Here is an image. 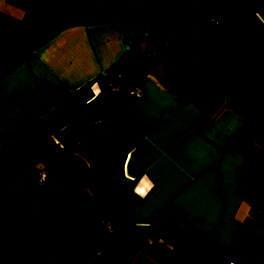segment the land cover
<instances>
[{"label": "crops", "instance_id": "0c3cea01", "mask_svg": "<svg viewBox=\"0 0 264 264\" xmlns=\"http://www.w3.org/2000/svg\"><path fill=\"white\" fill-rule=\"evenodd\" d=\"M41 4L0 0V264H71L100 215L91 264H264V0H62L55 31ZM85 82L95 140L74 114L28 150L24 118ZM95 152L123 177L90 175Z\"/></svg>", "mask_w": 264, "mask_h": 264}, {"label": "trees", "instance_id": "16d2710c", "mask_svg": "<svg viewBox=\"0 0 264 264\" xmlns=\"http://www.w3.org/2000/svg\"><path fill=\"white\" fill-rule=\"evenodd\" d=\"M103 4H110L120 0H100ZM191 2H196L199 0H188ZM62 0H42L41 9L38 17V22L42 25L49 27L55 31L58 26V17L61 8ZM213 23H206L200 27L190 29L189 32H214L215 30H211V26ZM142 70L140 65H137V71ZM165 72L162 74V79L165 81ZM91 95L90 85L88 82H85L78 86L77 88L70 91L65 97L60 98L43 116H26L23 120L24 131L20 134V138L22 139L23 145L29 150H32L27 142L26 133L30 134V136H36L41 133H52L62 127L74 114H80L77 110L76 105L68 100L71 99H79V100H87ZM81 117L88 123V126L91 130V134L95 140L96 136V121H94V114L83 115L80 114ZM2 120L0 119V124ZM120 132H126V125L121 122L119 126ZM96 153V152H95ZM12 165L11 160L0 153V171H7ZM38 171H35V175ZM88 172L94 178L104 181L105 183L115 182L120 180L123 177L122 173V159H115L105 161L103 160L97 153L94 158L91 159L88 163ZM46 180V179H45ZM45 180L43 182H45ZM42 182V183H43ZM33 183H36L33 181ZM103 191L98 192L94 196V200L100 202V196H103ZM99 205L102 206L100 203ZM106 208L107 207H103ZM32 216L38 219L39 229L41 230L40 223L43 218L42 213L32 212ZM105 221V215H100L97 218V222L99 226L96 228L95 233L91 240L87 243L86 247L80 253H74L71 255V264H91L92 258V247L98 242V239L107 235L109 232L104 231L100 227V221ZM109 264H114L112 260H109ZM167 264H189V259L184 256H176L167 262Z\"/></svg>", "mask_w": 264, "mask_h": 264}, {"label": "built area", "instance_id": "2783aa9c", "mask_svg": "<svg viewBox=\"0 0 264 264\" xmlns=\"http://www.w3.org/2000/svg\"><path fill=\"white\" fill-rule=\"evenodd\" d=\"M108 89H109V91L114 92L116 88H115V86L113 84L109 83L108 84ZM131 93L135 97H138V98H141L143 96L142 91L137 90V89H132L131 90ZM44 180H45V172H44V170L41 169V170H39L36 173V175H35V181H37L39 183V182H43ZM100 223H101L100 224L101 229H103L106 232H109L110 231L109 225L107 223H104L102 219H101Z\"/></svg>", "mask_w": 264, "mask_h": 264}, {"label": "rangeland", "instance_id": "374dc122", "mask_svg": "<svg viewBox=\"0 0 264 264\" xmlns=\"http://www.w3.org/2000/svg\"><path fill=\"white\" fill-rule=\"evenodd\" d=\"M104 243L101 245L103 247ZM101 246H97L96 249H100L101 250ZM95 249V250H96ZM107 260H104L103 258H95V260L93 261L94 264H107L106 263Z\"/></svg>", "mask_w": 264, "mask_h": 264}]
</instances>
